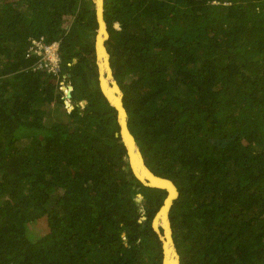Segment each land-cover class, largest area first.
Here are the masks:
<instances>
[{
  "label": "trees",
  "instance_id": "1",
  "mask_svg": "<svg viewBox=\"0 0 264 264\" xmlns=\"http://www.w3.org/2000/svg\"><path fill=\"white\" fill-rule=\"evenodd\" d=\"M105 20L129 128L180 193L181 263L264 264V0H105ZM97 27L93 0H0V264H164L167 191L124 159ZM40 36L87 101L66 119L25 56Z\"/></svg>",
  "mask_w": 264,
  "mask_h": 264
},
{
  "label": "water",
  "instance_id": "2",
  "mask_svg": "<svg viewBox=\"0 0 264 264\" xmlns=\"http://www.w3.org/2000/svg\"><path fill=\"white\" fill-rule=\"evenodd\" d=\"M96 7V15L98 20V27L96 30L95 36V51H96V63L99 71V85L100 90L109 103L117 109L118 113V122L120 125V138L124 143L126 148L127 155L124 159L128 162L129 168L132 170L134 176L141 182L142 185L161 188L167 191V196L164 200V203L156 212V215L153 219L152 226L154 230L158 233L163 247V263L164 264H182L180 259V254L178 252L174 237H173V229L172 222L170 219V210L176 198L179 197L180 193L178 187L174 183L173 180L157 175L152 169L146 164L144 155L141 151V148L134 136L131 132L128 125V112L124 105L123 96L124 92L119 85L114 72L111 66V55L106 46V41L110 37V33L108 31V25L105 20V0H93ZM102 29V32H101ZM105 64L106 69L103 68L102 64ZM136 152V160L133 162L134 153ZM157 180L160 183L154 184L151 183L152 180ZM138 187L142 188L141 185ZM143 193V192H142ZM143 196V195H142ZM138 200L141 198H137ZM165 210V211H164ZM162 211L166 213V224L168 227L167 236L166 228L160 224V221L157 222V217L159 214H162ZM161 225V226H160ZM163 230V232H162ZM167 239L169 240L170 245L172 246L171 251L169 250L167 243Z\"/></svg>",
  "mask_w": 264,
  "mask_h": 264
},
{
  "label": "built area",
  "instance_id": "3",
  "mask_svg": "<svg viewBox=\"0 0 264 264\" xmlns=\"http://www.w3.org/2000/svg\"><path fill=\"white\" fill-rule=\"evenodd\" d=\"M60 42L47 41L45 36L31 37L26 48V58L32 60L33 70H45L55 78V88H49L44 92L45 100L52 104L56 102L63 103L67 112L70 113L76 106L74 88L71 82V74L62 73ZM68 87H71L70 89ZM69 90V92H68ZM60 94V98L58 95Z\"/></svg>",
  "mask_w": 264,
  "mask_h": 264
},
{
  "label": "rangeland",
  "instance_id": "4",
  "mask_svg": "<svg viewBox=\"0 0 264 264\" xmlns=\"http://www.w3.org/2000/svg\"><path fill=\"white\" fill-rule=\"evenodd\" d=\"M69 89L71 88V87H68ZM68 92H69V90H68ZM59 103V106L60 107H57V105L56 104H58ZM56 102V103H52V104H50V105H52V106H55L54 108H56V110H54L55 111V116L57 115V116H61L62 118H64V119H66L67 118V114H64V112H63V110H65V113L67 112V109L65 108V106H64V104L63 103H60V102ZM86 103H87V101L85 100V101H80L79 102V104H80V107H81V109H85V106H86ZM53 111V112H54ZM69 114V113H68ZM140 200V199H139ZM143 214H144V212H143ZM144 218H146L145 216H143L142 217V219H144ZM141 219V220H142ZM33 226H35V225H33ZM162 232H163V230H162Z\"/></svg>",
  "mask_w": 264,
  "mask_h": 264
},
{
  "label": "bare ground",
  "instance_id": "5",
  "mask_svg": "<svg viewBox=\"0 0 264 264\" xmlns=\"http://www.w3.org/2000/svg\"><path fill=\"white\" fill-rule=\"evenodd\" d=\"M98 1L100 2V0H98ZM101 32H102V29H101ZM102 65H103V68L106 69V67H105L106 65H105L104 63H103ZM83 101H84V100H83ZM135 154H136V152L134 153V158H133V162H134V163H135V160H136V159H135V158H136V155H135ZM153 181H155L156 183H160V181L158 182V181L155 179V180H152V181H151L152 184H154ZM138 197L141 198V197H142V194L139 193V194H138ZM164 211H165V210H164ZM165 216H166V213L162 211V214L160 213L159 216L157 217V222H156V223L158 224V220L160 221V224H161L163 227L166 228V233H167V236H168L169 233H168V227H167V224H166V217H165ZM161 225H160V226H161ZM167 243H168V246H169L170 243H169V240H168V239H167ZM168 248H169V250L171 251L172 246L170 245V247H168Z\"/></svg>",
  "mask_w": 264,
  "mask_h": 264
}]
</instances>
